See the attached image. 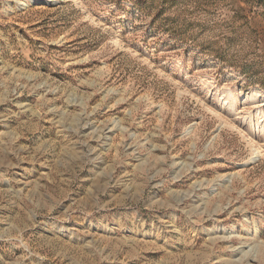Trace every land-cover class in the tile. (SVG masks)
Wrapping results in <instances>:
<instances>
[{"label": "rangeland", "instance_id": "rangeland-1", "mask_svg": "<svg viewBox=\"0 0 264 264\" xmlns=\"http://www.w3.org/2000/svg\"><path fill=\"white\" fill-rule=\"evenodd\" d=\"M0 264H264V0H0Z\"/></svg>", "mask_w": 264, "mask_h": 264}, {"label": "bare ground", "instance_id": "bare-ground-1", "mask_svg": "<svg viewBox=\"0 0 264 264\" xmlns=\"http://www.w3.org/2000/svg\"><path fill=\"white\" fill-rule=\"evenodd\" d=\"M253 150H254V151H257L256 148H254ZM257 154H258V152H256V155H257ZM253 156H255V155H253Z\"/></svg>", "mask_w": 264, "mask_h": 264}]
</instances>
